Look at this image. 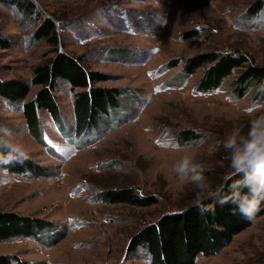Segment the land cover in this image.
<instances>
[{
  "label": "rangeland",
  "instance_id": "374dc122",
  "mask_svg": "<svg viewBox=\"0 0 264 264\" xmlns=\"http://www.w3.org/2000/svg\"><path fill=\"white\" fill-rule=\"evenodd\" d=\"M29 1L35 12L27 14L12 0H0V77L30 80L34 68L60 49L99 72L95 85L117 91L121 107L78 137L73 92L60 81L65 130L41 110L44 146L28 133L20 103L0 97V128L18 134L27 159L43 173L0 167V211L54 224L37 238L0 242V256H16L14 264H149L144 248L128 253L131 235L195 201V186L181 183L172 170L183 153L171 150L169 140L179 143L183 129L197 133L186 146L214 186L233 170L223 140L234 127L247 131L245 109L264 104V80L240 96L237 73L207 93L196 92L204 68L181 87L164 83L186 58L202 52L238 51L247 54L248 64L264 65V8L252 16L249 9L258 0ZM45 18L56 25L57 44L35 35ZM39 88L33 86L23 102ZM118 187L153 194L158 202L137 206L93 198ZM196 264H264V215Z\"/></svg>",
  "mask_w": 264,
  "mask_h": 264
},
{
  "label": "trees",
  "instance_id": "16d2710c",
  "mask_svg": "<svg viewBox=\"0 0 264 264\" xmlns=\"http://www.w3.org/2000/svg\"><path fill=\"white\" fill-rule=\"evenodd\" d=\"M12 1L24 13L35 12L29 0ZM263 8L264 1L258 0L252 4L249 11L255 16ZM35 35L38 36V40L47 38L54 44L58 43L56 25L50 18L44 19ZM56 50L54 56L34 68L30 80L21 78L4 80L0 77V97L13 103H20L28 133L44 146H47V142L41 110L49 112L58 126L64 129V114L57 95L60 81H65L73 92L72 104L78 137L100 127L104 116H112L113 111L121 107L117 91L95 85L99 80V72L88 69L81 58L60 49ZM249 60L247 54L238 51L197 53L186 58L183 68L167 79L164 86L181 87L198 69L204 68V73L196 84L197 93L215 91L228 76L237 73L235 90L240 96H244L252 85L264 80V65L248 64ZM33 86L40 88L31 99L23 102ZM197 138V133L191 129H183L177 133V140L181 146H186ZM6 167L14 168L13 170L18 172L34 171L36 176L43 175L29 159L13 162ZM240 179L241 176L232 170L213 188H223L227 193L226 185ZM93 198L100 202L129 203L137 206H150L158 202L155 195H139L133 187L107 188L97 192ZM204 203L213 205L215 211L202 214L193 201L176 211L163 213L153 222L143 224L131 235L128 253L134 254L140 248H144L149 257V264H196L200 255L217 254L235 235L264 215V202L252 219L243 216L231 203L223 206L215 200H205ZM53 226L52 222L42 219L0 211V242L18 237L37 238L40 232ZM14 259L17 257L1 255L0 264H14Z\"/></svg>",
  "mask_w": 264,
  "mask_h": 264
},
{
  "label": "clouds",
  "instance_id": "9594fccd",
  "mask_svg": "<svg viewBox=\"0 0 264 264\" xmlns=\"http://www.w3.org/2000/svg\"><path fill=\"white\" fill-rule=\"evenodd\" d=\"M249 117L247 131L234 127L222 142L228 153L231 168L240 180L234 181L227 193L223 188L214 189L205 177V167L195 161L192 150L169 140L171 150L183 153L174 165L173 172L181 183L195 186V206L202 214L215 211L205 200H215L221 206L229 203L248 219L254 218L264 202V104L254 103L245 109ZM18 134L7 127L0 128V167L7 172V165L27 159L24 146L16 139Z\"/></svg>",
  "mask_w": 264,
  "mask_h": 264
},
{
  "label": "snow or ice",
  "instance_id": "6c2138e0",
  "mask_svg": "<svg viewBox=\"0 0 264 264\" xmlns=\"http://www.w3.org/2000/svg\"><path fill=\"white\" fill-rule=\"evenodd\" d=\"M156 91H160V89H159V88H157V89H156Z\"/></svg>",
  "mask_w": 264,
  "mask_h": 264
}]
</instances>
